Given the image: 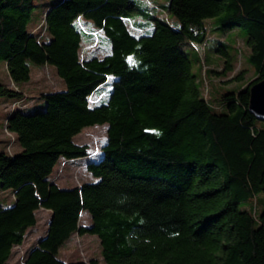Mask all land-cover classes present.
<instances>
[{"label":"trees","instance_id":"obj_1","mask_svg":"<svg viewBox=\"0 0 264 264\" xmlns=\"http://www.w3.org/2000/svg\"><path fill=\"white\" fill-rule=\"evenodd\" d=\"M34 1L0 0V65L16 86L32 66L52 67L63 88L33 112L0 117L17 146L0 149V264H10L39 209L50 212L47 231L21 264H97L58 258L75 233L98 238L104 264H264V120L248 111L249 88L264 80V0H144L145 9L140 0H55L42 5V36L27 27ZM96 32L108 53L81 59L83 38ZM213 32H235L254 73L220 92L218 108L203 96L201 66L204 77L223 76L237 50L218 44L222 70L209 68L197 47ZM109 81L107 97L91 104ZM2 98L23 95L0 82ZM97 125L106 140L85 165L93 180L59 187L56 166L86 159L88 146L73 140Z\"/></svg>","mask_w":264,"mask_h":264},{"label":"rangeland","instance_id":"obj_2","mask_svg":"<svg viewBox=\"0 0 264 264\" xmlns=\"http://www.w3.org/2000/svg\"><path fill=\"white\" fill-rule=\"evenodd\" d=\"M55 0H35L33 3L35 8L33 9L28 29L30 33L33 34H44V24L43 18H41L42 5L51 3ZM146 3L158 5L163 3L164 0H145ZM144 0H140V7L146 8L147 5ZM43 16V15H42ZM39 23V24H38ZM38 24V25H37ZM82 24V23H81ZM132 22L128 21L129 29L134 34H140L141 31L134 29L131 26ZM36 25V26H33ZM82 26L87 30L91 31L94 28L89 24H82ZM96 37L91 36L83 38L79 55L81 59H85L90 56L103 57L109 51L107 42L103 39V35L100 32H96ZM235 32L227 33L225 35H219L217 32L210 33L208 36V41L205 46L197 47L200 58L206 59V63L210 62L209 68L215 71L222 70V63L216 62L215 59H218L219 56H214L215 53H218V50L215 52V49L218 47V44L225 43L227 44V51L230 55L234 53V48L236 51V58L233 62L232 72H228L223 76H205L206 68H201V78L202 80V93L205 99L209 100L212 105L216 108L219 107L218 94L229 89H236V87H245L253 78V69L247 63V56L249 54V48L246 44L238 37H234ZM40 36V37H41ZM185 45L184 47H187ZM190 46V45H189ZM233 48V50H232ZM205 50V51H203ZM191 60H194V56L197 54L196 51H187ZM219 55V53H218ZM203 64V62H202ZM205 64V62H204ZM193 71L198 74L199 65L193 63ZM242 76L240 81H237L238 76ZM110 80V79H109ZM0 82L7 85L8 88L13 89L17 92H21L23 95L22 101H8L7 99H0V117L3 116L7 110L13 108H31L29 112L35 111L36 108L43 107V101L41 96L43 94L59 91L63 88V83L58 77L57 72L54 68L49 66H40V67H31L30 79L27 83L16 86L8 78L4 65H0ZM110 90V81L101 87L90 97L91 104H98L103 101ZM3 102V103H2ZM106 140V126H93L90 128H85L81 133L74 137V142L79 145L88 146V156L86 159L78 160L70 163H60L56 166L51 181L56 183L61 188H71L75 186H80L84 182L92 181L93 178L86 171L85 165L91 160H97L101 153V147ZM5 149L7 152L14 153L17 150L16 142L14 137L10 134L6 128L2 127V118H0V149ZM9 201L12 200L10 191H5L3 194ZM263 197V196H260ZM50 212L44 209H39L37 212V224L35 227L29 229L25 235L24 241L20 246L14 247L12 250V255L10 257V264H21L27 254V252L37 244V242L43 238L46 234L48 222L50 220ZM81 225H88L89 219L88 216L83 213L80 218ZM58 258L66 263L73 261L81 260L83 262H90L95 260L97 264H104L101 257V248L99 240L94 235H78L73 234L71 238L61 247L59 250Z\"/></svg>","mask_w":264,"mask_h":264},{"label":"water","instance_id":"obj_3","mask_svg":"<svg viewBox=\"0 0 264 264\" xmlns=\"http://www.w3.org/2000/svg\"><path fill=\"white\" fill-rule=\"evenodd\" d=\"M248 111L257 120H264V80L249 88Z\"/></svg>","mask_w":264,"mask_h":264}]
</instances>
